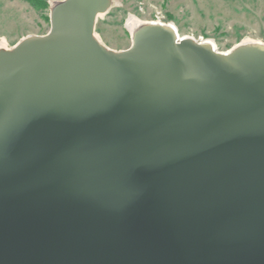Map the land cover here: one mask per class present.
Here are the masks:
<instances>
[{"label": "water", "instance_id": "obj_1", "mask_svg": "<svg viewBox=\"0 0 264 264\" xmlns=\"http://www.w3.org/2000/svg\"><path fill=\"white\" fill-rule=\"evenodd\" d=\"M63 0L0 51V264H264V46Z\"/></svg>", "mask_w": 264, "mask_h": 264}, {"label": "rangeland", "instance_id": "obj_2", "mask_svg": "<svg viewBox=\"0 0 264 264\" xmlns=\"http://www.w3.org/2000/svg\"><path fill=\"white\" fill-rule=\"evenodd\" d=\"M63 0H0V43L11 50L25 38L44 36L50 10ZM45 3V5H44ZM169 26L179 39L206 42L228 52L242 42L264 46V0H111L97 18L95 38L113 52L131 46L128 21Z\"/></svg>", "mask_w": 264, "mask_h": 264}, {"label": "bare ground", "instance_id": "obj_3", "mask_svg": "<svg viewBox=\"0 0 264 264\" xmlns=\"http://www.w3.org/2000/svg\"><path fill=\"white\" fill-rule=\"evenodd\" d=\"M99 16H101V15H99ZM150 24H155V25H163V24H161V23H154V22H137V21H135V20H129L128 21V31H129V34H130V38H132L133 37V35L138 31V30H140V29H142L144 26H146V25H150ZM253 45H260L259 43H251V42H242V43H240V44H238V45H236L235 47H233L232 49H230L228 52H224L223 54H229L230 52H232V51H234V50H236V49H238V48H243V47H247V46H253ZM1 50H7V49H4V47L1 45V43H0V51ZM7 51H9V50H7Z\"/></svg>", "mask_w": 264, "mask_h": 264}, {"label": "trees", "instance_id": "obj_4", "mask_svg": "<svg viewBox=\"0 0 264 264\" xmlns=\"http://www.w3.org/2000/svg\"><path fill=\"white\" fill-rule=\"evenodd\" d=\"M44 5H45V3H44Z\"/></svg>", "mask_w": 264, "mask_h": 264}]
</instances>
